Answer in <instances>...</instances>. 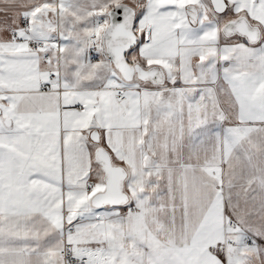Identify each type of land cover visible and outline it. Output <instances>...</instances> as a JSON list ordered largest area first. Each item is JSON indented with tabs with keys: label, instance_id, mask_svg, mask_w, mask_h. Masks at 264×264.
Masks as SVG:
<instances>
[{
	"label": "snow or ice",
	"instance_id": "obj_1",
	"mask_svg": "<svg viewBox=\"0 0 264 264\" xmlns=\"http://www.w3.org/2000/svg\"><path fill=\"white\" fill-rule=\"evenodd\" d=\"M0 264H264V0H0Z\"/></svg>",
	"mask_w": 264,
	"mask_h": 264
}]
</instances>
